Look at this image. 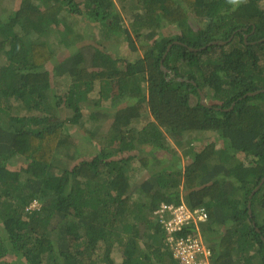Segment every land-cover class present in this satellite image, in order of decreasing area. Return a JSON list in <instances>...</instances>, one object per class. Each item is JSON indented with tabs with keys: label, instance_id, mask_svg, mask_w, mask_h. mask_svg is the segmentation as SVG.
I'll list each match as a JSON object with an SVG mask.
<instances>
[{
	"label": "trees",
	"instance_id": "obj_1",
	"mask_svg": "<svg viewBox=\"0 0 264 264\" xmlns=\"http://www.w3.org/2000/svg\"><path fill=\"white\" fill-rule=\"evenodd\" d=\"M16 1L0 18V264H115V247L123 264H182L163 203L208 210L176 233L200 232L203 264H264V0H132L129 27L115 0ZM77 124L101 147L69 165Z\"/></svg>",
	"mask_w": 264,
	"mask_h": 264
},
{
	"label": "rangeland",
	"instance_id": "obj_2",
	"mask_svg": "<svg viewBox=\"0 0 264 264\" xmlns=\"http://www.w3.org/2000/svg\"><path fill=\"white\" fill-rule=\"evenodd\" d=\"M126 1L127 2H123L121 0H115L117 7L121 10L122 16L124 18L123 24L126 27H129L130 26V14H131L132 6L134 5V2H132V0H126ZM16 4H17L16 0H0V18L9 17V15L16 9ZM123 5H127V10L123 9ZM129 6H131V8H129ZM190 19H191V15H190ZM191 25L193 27H197V21L192 19ZM167 30L168 29L166 28L164 31H167ZM171 32H175L174 29H172ZM55 33L56 34H54V32L53 33L50 32L49 34H47V36L50 37L51 42H55L56 46H58L57 43H58L60 35L57 32H55ZM109 49L112 53H115V54L117 53V55H120V56H123V55L128 53V48L126 46V43H123V42L119 43V41H117V43L110 44ZM140 55H141V53H140ZM135 56L137 57L138 54H135ZM0 58H2V60L0 59V64H1V62H3V57L0 56ZM54 79H55L56 83H62L61 86L55 84V88L58 90V92H62V90L60 88L67 87L66 83L68 82V79L67 78H60V77H55ZM99 90H100V88H99V83H98V85L96 87V92H94V94L92 95L93 96L92 101H94V102L100 101V97L98 95ZM94 102H93V104H94ZM59 115L61 118H65L66 116H68L67 114L62 113V112ZM109 123H110V121H106L103 123V126H102L103 132H105L107 130ZM69 128L71 129L70 131H72V133H74V135L76 134L75 137L78 136V137H76V138H79L78 142H81V144H80L81 147H79L80 148V157L77 160H74L73 163L67 162L69 165H74V163H76L78 160H81L83 158L88 159L100 151L101 146L98 143L99 141L89 139L88 135H86L85 131L83 130V127L81 124L70 125ZM102 131H101V133H102ZM201 137H202V140L199 143H198V141H195V143L193 142V146H191V144H192L191 138L186 140L185 143L187 144V146H186L187 149H185V150H190V149H192V147L196 148L197 146L204 145L202 143H204L206 141H211L212 139L215 138V136H213L211 133H206ZM222 145H223V141L219 140V142L217 144V148L220 149L222 147ZM184 146H180V145L177 146L178 153L181 154L183 161H185V158H186L184 156V154H186V153H184V151H185L183 149ZM139 148H143L144 150H150L151 149V147L149 145H147L145 147L143 145L142 147L140 146ZM135 153H137V151ZM156 155H158V156L164 155V156L170 157L169 152L167 153L165 151H160V150H157ZM59 159L66 161V157L65 158L59 157ZM24 163L25 162H23V160L21 158L13 159L11 161L10 167L15 168V169H19ZM165 164H170V162L167 160V162H164L162 164V166H164ZM132 167H134V168L136 167V170H134V172L132 173V177L136 178L138 181L142 180L143 178H145L148 175V170L144 166L140 165L139 160L133 161ZM157 169L158 168L156 166V170ZM34 204H36V203H34ZM216 229H217V232L219 233L218 235H216L217 240H218V239L222 238V236H223L222 233L225 230V226L221 225V226H218ZM112 258H113V261L115 264H123L124 263L125 257L123 256L122 247H115L114 248Z\"/></svg>",
	"mask_w": 264,
	"mask_h": 264
},
{
	"label": "built area",
	"instance_id": "obj_3",
	"mask_svg": "<svg viewBox=\"0 0 264 264\" xmlns=\"http://www.w3.org/2000/svg\"><path fill=\"white\" fill-rule=\"evenodd\" d=\"M160 222L169 232L168 244L173 254L182 264H203L205 255H209L210 250L205 245L203 239L196 234L194 237L190 234L179 236L176 233L182 231L183 227L190 223L205 221L209 215L205 207H189L182 204L163 203L157 211Z\"/></svg>",
	"mask_w": 264,
	"mask_h": 264
},
{
	"label": "clouds",
	"instance_id": "obj_4",
	"mask_svg": "<svg viewBox=\"0 0 264 264\" xmlns=\"http://www.w3.org/2000/svg\"><path fill=\"white\" fill-rule=\"evenodd\" d=\"M246 2V0H229V3L231 4V5H233L234 6V8L235 7H239L241 4H243V3H245ZM34 203H36V202H34ZM33 206H36V204H33ZM204 207V206H203ZM207 210V209H206ZM207 212H208V210H207ZM208 215H209V212H208ZM208 219H209V217H208ZM208 219L207 220H205V221H199L198 223H193V224H200L201 225V223L203 224V223H207L208 222ZM196 234H198L202 239H203V237H202V235L200 234V232L196 229ZM203 241H204V239H203ZM204 243H205V241H204ZM207 244V243H206ZM205 244V245H206ZM207 246V245H206ZM208 248V247H207Z\"/></svg>",
	"mask_w": 264,
	"mask_h": 264
},
{
	"label": "water",
	"instance_id": "obj_5",
	"mask_svg": "<svg viewBox=\"0 0 264 264\" xmlns=\"http://www.w3.org/2000/svg\"><path fill=\"white\" fill-rule=\"evenodd\" d=\"M166 72H170L171 73V71L169 70V69H167L166 67H162ZM248 94H250V95H253V94H255V92H250V93H248ZM201 98H202V103L203 104H205V105H208V103H207V101H206V96L203 94V93H201ZM263 181H264V178H263ZM259 187H257L254 191H253V193L255 192V191H257V189H258ZM251 206V202H249V207ZM249 213L250 214H252V210L250 209L249 210ZM258 230H260V229H258Z\"/></svg>",
	"mask_w": 264,
	"mask_h": 264
}]
</instances>
